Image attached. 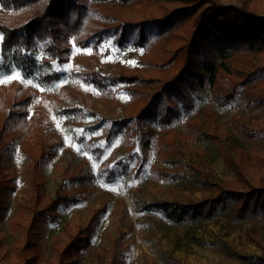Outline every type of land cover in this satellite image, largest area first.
Wrapping results in <instances>:
<instances>
[{
    "label": "rangeland",
    "instance_id": "1",
    "mask_svg": "<svg viewBox=\"0 0 264 264\" xmlns=\"http://www.w3.org/2000/svg\"><path fill=\"white\" fill-rule=\"evenodd\" d=\"M118 3L110 0L104 6L116 24L92 15L82 21L89 45L71 42L69 61L63 64H43L48 41L40 38L42 49L30 55L34 63L25 71L13 51L2 50L0 34V100L6 91L11 94L8 104L12 94L33 96L31 113H42L64 141L55 157L41 158L46 149L41 144L31 142L30 147L26 139H9L1 168L6 182L0 189V264H16L15 247L28 242L36 247L35 264H264V210L240 216L242 202L231 195L264 187V101L257 108L249 101L263 86L264 72L253 71L264 69V52L237 53L229 62L231 72L222 73L215 88L207 84L182 91L172 83L182 64L163 71L154 63L161 49L187 43L190 22L174 42H166L151 23L157 9ZM213 3L264 16V0H202L197 12ZM171 5L169 11L179 7ZM144 21L147 41L134 30L120 42L116 25ZM190 59L194 70L202 69L194 53ZM90 71L110 79L107 89L85 80ZM135 75L154 82L128 86L118 81ZM134 86L141 92L138 100L129 90ZM160 91L178 116L170 126H152L156 136L146 150L141 129L130 139L124 134L108 137L116 120L135 119L137 107ZM134 121L130 125L139 128ZM171 140L173 154L166 147ZM70 152L80 163H90L93 182L83 187L70 181ZM57 194L79 202L61 206L53 215L46 208ZM216 200L220 203L213 212L205 208L200 217L185 213L190 205ZM162 203L175 216L155 206ZM96 215L99 223L90 247L77 255L65 252L78 228Z\"/></svg>",
    "mask_w": 264,
    "mask_h": 264
},
{
    "label": "trees",
    "instance_id": "2",
    "mask_svg": "<svg viewBox=\"0 0 264 264\" xmlns=\"http://www.w3.org/2000/svg\"><path fill=\"white\" fill-rule=\"evenodd\" d=\"M110 0H0V34L2 35V50L13 51L14 57L25 71H30L34 61L30 57L36 53L42 46H39L37 39H46L44 51L48 54L43 59L44 65H50V61L60 64L69 61L71 53V42L80 47H87L89 39L84 38L82 21L86 18L101 17L116 24V19L104 13V6ZM118 4L134 5L148 9H157L159 14L153 16L151 23L155 24L159 35L166 42H174L177 38V32L184 29L185 25L191 24V37L186 44L173 50V44L165 50L161 49V55L154 64L159 69L166 71L173 69V65L182 64L176 74H172V83L181 88L199 90L209 84L211 87H217L220 75L231 72V59L237 53H262L264 52V21L259 20L257 15L247 10L245 7L236 8L223 4L213 3L201 12L202 0H117ZM177 4L178 9L169 11L168 5ZM91 4V5H90ZM171 5V6H172ZM152 17V16H151ZM95 19V18H94ZM145 22L128 23L116 25L115 31L121 30L120 42L129 37L134 30L139 31L142 42L147 41L148 37L144 33ZM194 53L200 58L202 64L201 70H194V62L190 59V54ZM164 56V57H163ZM182 58L184 60H182ZM46 59V60H45ZM45 60V61H44ZM166 69V70H165ZM264 72L258 69L253 74ZM91 76L85 78L87 81L98 88L107 89L110 79L103 77L99 73L90 71ZM242 75V73H239ZM247 78H250L249 76ZM146 79L143 76L135 75L133 77L123 76L118 79L122 83L132 86L151 85L154 81ZM262 89L259 92L249 95V101H253L254 107H260L264 101V77H260ZM114 82L117 80L112 79ZM249 82V81H248ZM137 86L130 88L132 95L138 100L139 93ZM11 92V91H10ZM11 94L6 91L4 100H0V189L4 188L6 181L2 179L1 168L8 156L9 139L18 137L19 141L28 140V145L41 144L46 148L41 152V158H53L58 154V149L64 145L63 139L53 128L51 122H45L43 114L35 110L31 113V102L34 97L22 92V96L12 94V102L8 104V98ZM234 95V94H233ZM164 94L161 91L155 94L149 102L143 107H137L138 114L135 119L132 117L118 119L113 123V128L109 131L108 137L112 135L124 134L127 139L142 130V136L145 137V150L148 148L150 138L156 136L152 126L158 124L167 127L172 124L178 114L176 111L165 104ZM7 97V98H6ZM144 98V96L142 97ZM218 98V97H217ZM7 110L8 114L3 117L2 113ZM66 113H77L76 111ZM137 121L139 128H133L131 121ZM134 121V122H135ZM45 135L46 139H41ZM206 136V135H205ZM207 137V136H206ZM208 138V137H207ZM217 138V137H215ZM212 140V138H208ZM220 142V141H219ZM174 142L166 143V147L173 154ZM222 144V143H220ZM219 146V145H217ZM221 147V146H220ZM172 150H171V149ZM227 163V164H226ZM226 166L234 167L230 160H226ZM72 172L70 181L86 185L95 179L90 163L86 161L79 162L76 153L70 152L69 168ZM169 176V175H167ZM172 178H176L171 176ZM236 201L242 202L240 216L248 211L256 212L259 209L264 210V187L257 190L243 193L234 191L232 194ZM79 202V198L68 197L57 194L46 208L48 213L57 211L61 206L70 205ZM216 200L212 203H199L190 205L186 214L192 212L195 216H201L202 211L208 208L213 212ZM164 211L169 210V215L175 216V211L167 203L155 205ZM44 215V214H43ZM44 217V216H43ZM45 218V217H44ZM99 223L98 216H94L86 227H79L75 236L70 240L65 252L72 250L76 255L80 251L87 249L91 245V237ZM36 247L28 242L26 245L15 247L16 264H35L38 256L34 251ZM60 264H75L74 262ZM112 264H118L114 261Z\"/></svg>",
    "mask_w": 264,
    "mask_h": 264
},
{
    "label": "water",
    "instance_id": "3",
    "mask_svg": "<svg viewBox=\"0 0 264 264\" xmlns=\"http://www.w3.org/2000/svg\"><path fill=\"white\" fill-rule=\"evenodd\" d=\"M259 20H262V21H264V16H259V17H257Z\"/></svg>",
    "mask_w": 264,
    "mask_h": 264
}]
</instances>
